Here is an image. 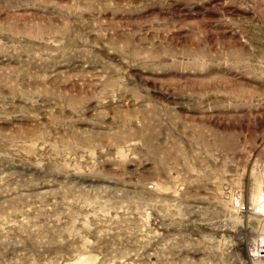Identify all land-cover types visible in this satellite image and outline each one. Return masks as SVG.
Segmentation results:
<instances>
[{
    "label": "rangeland",
    "instance_id": "rangeland-1",
    "mask_svg": "<svg viewBox=\"0 0 264 264\" xmlns=\"http://www.w3.org/2000/svg\"><path fill=\"white\" fill-rule=\"evenodd\" d=\"M0 264H264V0H0Z\"/></svg>",
    "mask_w": 264,
    "mask_h": 264
}]
</instances>
